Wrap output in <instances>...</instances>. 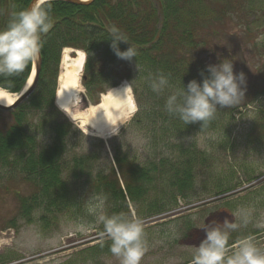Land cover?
Wrapping results in <instances>:
<instances>
[{
	"label": "trees",
	"instance_id": "16d2710c",
	"mask_svg": "<svg viewBox=\"0 0 264 264\" xmlns=\"http://www.w3.org/2000/svg\"><path fill=\"white\" fill-rule=\"evenodd\" d=\"M194 1L203 14L207 0ZM29 2L0 0V29L6 27L13 12L27 8ZM182 2L184 0H91L75 5L52 1L53 26L43 37L41 65L34 90L23 103L8 111L11 122L0 127V174L21 177L32 187L28 197L18 199L16 218L30 222L31 213L40 200L56 205L74 198L77 184L72 180L78 178L80 183L87 184L84 188L89 193L118 201L119 205L110 209L109 215L120 212L121 205L126 207V199L132 204L148 203H143L144 210L148 216H154L174 209L178 199L188 196L186 190L193 184V173L196 167L199 169V165H203L206 156L182 140L192 133L218 127L222 119L220 114L226 110H218L215 118L202 127L200 122L185 125L165 109L171 89L156 94L149 86L150 77L159 73L169 77L173 88H179L181 83L186 86L192 79L199 82L202 70L207 75L206 65L199 61L194 48L202 39L196 31L192 33V26L185 25L180 30ZM114 26L122 30L129 44L137 49L138 70L135 60L118 59L111 50L109 32ZM129 44L119 42L120 50H126ZM200 44L204 48L203 41ZM65 47L87 53L82 84L92 103H97L92 100L96 87L102 93L123 80L131 85L137 111L130 123L138 126L153 149V155L143 163L126 158L111 142L114 162L108 169L105 166L97 171L92 166L91 162L99 159L98 152L93 149L87 156L72 154L69 162L65 159L67 150L73 149L70 146L77 145L75 141L97 139L83 135L53 104L60 52ZM30 70L31 65L19 75L0 77V88L19 92ZM260 93H264V89ZM227 112L230 116L232 110ZM156 185L162 187L155 189ZM152 190H160L166 198L151 196L154 201L146 202ZM41 220L45 224V217ZM16 223L14 218L6 228L17 229ZM108 249L107 243H97L80 251L79 255L93 258L105 254ZM8 260L0 257V264H7Z\"/></svg>",
	"mask_w": 264,
	"mask_h": 264
},
{
	"label": "rangeland",
	"instance_id": "374dc122",
	"mask_svg": "<svg viewBox=\"0 0 264 264\" xmlns=\"http://www.w3.org/2000/svg\"><path fill=\"white\" fill-rule=\"evenodd\" d=\"M207 2L203 14L194 0L182 2L180 30L185 25L192 26V33L196 31L202 39L200 42L203 41L204 48L200 42L194 48L203 65L217 64L225 58L232 60L234 72H243L246 77L245 99L234 108L219 109L226 111L220 114L222 119L218 127L192 133L182 140L185 145L202 151L206 160L199 165V169L196 167L193 184L186 190L188 196L178 199L174 209L148 216L143 206L148 203L137 201L132 204L128 199L126 207H118L120 212L138 215L144 222L149 251L141 264H170L171 260L181 257L183 264H190V249L198 245L204 236L203 231L194 227V223L205 218L208 222L232 221V214L238 209H251L253 219L246 227L232 232L229 243L252 235L260 246H264V226H260L264 225V93H260L264 89V0ZM189 14L192 15L190 18L187 16ZM69 50L65 48L60 52L55 93L63 71V56L68 54L71 58L75 57V53ZM83 73L84 70L81 75ZM128 84L127 80H123L102 93L99 88H94L92 100L97 101L94 104L88 98L80 76L83 93L79 109L98 105L106 92ZM130 92L136 106L132 90ZM229 109L232 110L230 116L227 112ZM134 114L120 126L118 135L100 138L79 129L87 138L95 137L98 140L82 139L74 142L77 145L68 144L73 149L67 150L65 159L69 162L72 154L87 156L93 149L98 152L99 159L91 162L92 166L97 171L105 166L108 169L114 162L113 144L126 158H135L143 163L149 155H153V149L138 126L130 123ZM67 118L79 128L77 122ZM10 122L8 111H0V127H6ZM40 134L41 130L38 136ZM72 181L77 184L74 198L56 205L40 200L35 205L37 209L31 213V221L26 222L16 217L20 203L18 199L32 193L30 182L21 177L0 174V257L9 258L7 264H118L109 249L105 254L93 258L79 255L80 251L97 243L111 244L103 225L96 222V217L89 213L88 208L98 199H104L105 211L109 214L110 209L119 205L118 201H109L102 195L89 193L84 188L87 184L80 183V178ZM158 187L162 186L156 185L155 189ZM153 190L146 202L154 201V196L166 198L160 190ZM219 190L224 193L217 195ZM193 216L198 219L193 221ZM42 217L46 219L45 224ZM14 218L17 229H7V224ZM82 224L88 225L84 231L78 230Z\"/></svg>",
	"mask_w": 264,
	"mask_h": 264
},
{
	"label": "clouds",
	"instance_id": "9594fccd",
	"mask_svg": "<svg viewBox=\"0 0 264 264\" xmlns=\"http://www.w3.org/2000/svg\"><path fill=\"white\" fill-rule=\"evenodd\" d=\"M51 12L52 0H32L30 7L11 14L6 27L0 29V77L19 75L38 61L44 47L43 37L53 26ZM109 37V46L115 56L128 62L135 60L137 68V49L129 44L123 31L114 26ZM119 42H125L129 47L121 51ZM205 70L207 75L202 70L199 82L192 79L186 86L181 83L179 88H173L169 77L163 73L150 77L149 86L154 93L171 89L165 109L185 125L200 122L202 127L215 118L219 109L235 107L245 99L246 77L243 72H234L232 60L225 58L217 64L206 65ZM123 91H131V85L128 84ZM113 98L123 99L118 94H113ZM133 106L131 111L134 113L137 107ZM118 123L113 122L114 135L119 134ZM88 211L96 217L98 224L103 225L106 237L111 240L109 252L118 264H141L149 251L142 218L123 212L109 215L105 211L104 199L92 203ZM232 215V221L208 222L205 218L194 223L204 236L198 245L191 247L190 264H264V246H260L254 236H242L229 243L232 232L252 222L253 211L238 209ZM192 219L196 221L198 218L193 216ZM87 227L82 224L78 230L84 231ZM170 264H183V258L171 260Z\"/></svg>",
	"mask_w": 264,
	"mask_h": 264
},
{
	"label": "bare ground",
	"instance_id": "6f19581e",
	"mask_svg": "<svg viewBox=\"0 0 264 264\" xmlns=\"http://www.w3.org/2000/svg\"><path fill=\"white\" fill-rule=\"evenodd\" d=\"M84 58L81 51H77L74 58H71L68 54L63 56V71L58 78L55 104L60 109L62 107L65 114L77 122L83 131L100 138H107L113 135V122L120 123L116 126L119 129L133 113L130 108V105H134L132 95L130 91H123L126 86H119L102 95L98 105H89L87 109L80 110L79 105L83 93L80 76L83 70ZM32 76L33 72L26 83L25 89L30 85ZM112 92L114 95H121L123 99H114ZM16 97V94L0 89L1 106H10L16 100Z\"/></svg>",
	"mask_w": 264,
	"mask_h": 264
},
{
	"label": "water",
	"instance_id": "95a60500",
	"mask_svg": "<svg viewBox=\"0 0 264 264\" xmlns=\"http://www.w3.org/2000/svg\"><path fill=\"white\" fill-rule=\"evenodd\" d=\"M61 1H65V2H68V3H71V4H75V5H80V4H86L89 0H61ZM31 3H32V1L30 2V4H29L28 7L31 6ZM33 66H34V68H33L34 69V78H33L34 80H33V84H34V81L36 80L37 74L39 72L40 57H39L38 61L35 64H33ZM32 89H33V86H31L30 88H28V90L24 91L19 96V98L17 99V102H16L15 105H18L21 102H23L29 96V94L31 93ZM7 108L8 107H4V106H1L0 105V109L1 110H6Z\"/></svg>",
	"mask_w": 264,
	"mask_h": 264
},
{
	"label": "snow or ice",
	"instance_id": "6c2138e0",
	"mask_svg": "<svg viewBox=\"0 0 264 264\" xmlns=\"http://www.w3.org/2000/svg\"><path fill=\"white\" fill-rule=\"evenodd\" d=\"M133 107H134L133 105H130L131 110L133 109Z\"/></svg>",
	"mask_w": 264,
	"mask_h": 264
}]
</instances>
